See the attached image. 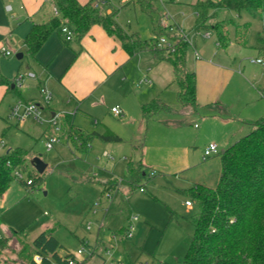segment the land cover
Segmentation results:
<instances>
[{
	"label": "rangeland",
	"instance_id": "obj_1",
	"mask_svg": "<svg viewBox=\"0 0 264 264\" xmlns=\"http://www.w3.org/2000/svg\"><path fill=\"white\" fill-rule=\"evenodd\" d=\"M2 1L0 51L7 50L11 55L6 57L0 52V79L9 83L8 90L7 86L0 85V156L16 148L26 151L22 178L28 180L40 176L42 181L29 187L15 180L7 190L4 209L0 213V240L6 244L0 250V264H27V255L31 253L28 243L45 230L52 231L53 237L61 245L58 250L60 253L73 254L81 264H101L109 258L122 264H183L193 233L191 220L197 212L194 203L191 202V207L186 205L189 187L174 175L154 173L149 169L140 182L143 191L140 188L131 191L125 184L127 163L141 159V146L145 149L149 141L162 139L161 130L167 133L165 137L169 140L171 137L176 140L182 135V140L187 138L191 141L196 132L193 125L200 123L199 114H181L192 110V106L177 103L178 87L172 82L174 73L171 63L167 59L154 57L150 49H143L138 53L139 57L136 55L130 61V71L126 74L121 72L115 77L124 83V88H119L115 83L110 87H102L99 93L104 95L106 105L87 112L78 111L73 117V124L92 136L87 147V143L83 144L81 133L74 131L69 134L66 131L64 113L74 111L66 104L62 103L56 110L60 111L59 132H55L47 122L38 123L30 118L18 120L11 116L12 106L22 97L39 103L47 121L53 102L51 95L50 104H44L42 90L51 94L44 84L46 75L24 45L30 21L22 18L21 4L31 0ZM174 1L177 3L171 4L170 0H145L141 9L133 0H106L98 9L103 15H114L121 27L120 34L126 37L134 35L141 42L165 35L178 43L185 36L201 59L194 60L193 48L188 45L185 70H198L196 80L203 86L205 97L210 95L211 90L217 92L228 76L224 71L211 73L208 67H204L205 63L221 69H231L240 64L244 76L242 79L246 83L237 73L221 99H227L233 109L238 108L242 115H247L252 121L263 119L264 99L258 90L264 91V70L250 63V59L262 57L259 47L264 41V23L260 21L258 13L251 9H242L239 13L219 12L218 19L226 21L222 27L229 32V43L219 46L214 31H208V36L205 31H194L196 0ZM163 12L170 17L169 21H161ZM15 18L19 20L18 23H15ZM171 21L180 24L185 32ZM168 23L172 31L164 26ZM244 24L248 27L245 34L242 29ZM115 37L118 41L119 37ZM131 40L125 39L126 42ZM146 44L150 46L152 42ZM239 44L245 45L244 48L238 49ZM16 54H22V58L17 59ZM165 74L169 77L164 81ZM19 77L21 88L11 89ZM144 79L151 80V83L153 81L157 89L155 99L171 109L169 112L151 114L160 116L158 119L161 122L157 125L147 121L142 114V107L137 106L136 95L151 85ZM254 95L257 97L254 106L244 108L243 104L253 101L250 97ZM119 100L128 110L124 118H117L110 112L111 106ZM210 112V109H205L201 114L208 116ZM180 122L186 126L181 132L175 129ZM206 128L216 129L213 123ZM106 130L119 136L120 141L104 142L92 135ZM50 135L55 136L58 142L47 150L45 143ZM85 146V150H80ZM189 151H192V146ZM104 153L111 159L105 157ZM34 158L46 164L43 173H38L31 164ZM103 186L107 190L103 191ZM133 216H137L138 220L134 222L132 236H116V231L121 226H128ZM11 231L19 234L13 236ZM22 244L28 249L20 257ZM79 250L82 253L77 255ZM107 251L110 256L106 254Z\"/></svg>",
	"mask_w": 264,
	"mask_h": 264
},
{
	"label": "trees",
	"instance_id": "obj_2",
	"mask_svg": "<svg viewBox=\"0 0 264 264\" xmlns=\"http://www.w3.org/2000/svg\"><path fill=\"white\" fill-rule=\"evenodd\" d=\"M57 12L46 23L34 24L24 38L28 54L36 58L37 52L50 35L67 24L73 31V38L80 41L93 26H100L105 33L116 39L119 37L123 50L129 57L143 49H150L154 56L167 59L173 68L174 79L178 91L177 103L181 106H196V78L193 72L185 70V58L188 43L181 38L175 43L173 51L156 47V39L142 41L134 35L120 34L121 27L116 23L114 15H103L93 2L80 4L78 0H50ZM143 8V1L133 0ZM151 1V0H149ZM197 16L194 22L196 31H214L219 46H226L228 30L222 25L226 21L218 19L219 12H236L251 9L258 13L264 23V0H198L195 4ZM244 34L247 27L242 25ZM60 32V31H59ZM136 34V33H135ZM138 35V34H137ZM239 36V35H238ZM132 38L130 42L125 39ZM152 44L149 46L146 43ZM259 47L264 58V41ZM0 85L8 88V81L0 79ZM11 89L15 87L12 85ZM171 109L159 102L151 100L142 106V114L148 121L157 112H169ZM66 131L81 133L83 144L87 147L92 138L90 134L78 129L71 117L65 116ZM104 142H117L120 137L106 130L103 133H93ZM82 147L80 150L87 148ZM76 149L77 146H75ZM79 150V149H78ZM27 152L16 148L8 150L0 156V198L7 192L11 184L17 180L22 185L34 187L42 181V177L19 179L17 174L25 168ZM221 171L214 188L194 185L186 191L189 202L197 207V212L191 224L193 233L185 253L183 264H264V118L255 121L252 129L233 145L220 153ZM145 165L141 160L129 161L126 166V186L129 190L143 187L140 185L146 175ZM30 181V183H28ZM103 186V191H105ZM126 227L119 228L116 236L124 235ZM12 235L18 232L11 231ZM30 255L27 264H81L71 253L60 254L61 245L53 237L51 230L40 232L28 243ZM23 247L19 256H24L28 246ZM6 246L0 240V250ZM40 261L36 263L34 257Z\"/></svg>",
	"mask_w": 264,
	"mask_h": 264
},
{
	"label": "crops",
	"instance_id": "obj_3",
	"mask_svg": "<svg viewBox=\"0 0 264 264\" xmlns=\"http://www.w3.org/2000/svg\"><path fill=\"white\" fill-rule=\"evenodd\" d=\"M93 1L78 0L80 4ZM197 1L194 2V6ZM24 2L25 4H21V15L22 18L30 21L27 33L34 24L46 23L54 16L55 8L50 0H31L30 2ZM170 3L174 4L177 2L170 0ZM1 4L3 6L2 0H0V6ZM162 6L164 5L162 4ZM7 9L9 10L10 8L8 7ZM195 19L193 21V29ZM18 22L19 20L15 18V23ZM171 23L179 25L183 29L177 22L171 21ZM244 25L247 27L246 24ZM183 31L185 32L184 29ZM194 31L196 32L195 29ZM71 41L72 44H70ZM71 41L66 42L59 31L55 34L52 33L37 52L35 60L46 75L44 84L45 87L47 86L49 88L52 95L51 102H53V105L50 108L51 115H58L60 111L58 112L56 110L63 103L70 108H74L73 112L64 113L73 119V117H76L78 111L87 112L93 108L106 105L107 101L104 95L101 92L99 93L102 87H110L117 84L119 88H124V83H120L115 77L121 72L126 74L130 71L128 65L138 53L129 57L123 50L120 42L108 36L100 26H93L88 34L80 41H76L74 38ZM190 46L193 48L194 60H201L200 57L199 59L195 58L194 52H196V48L194 45ZM244 46L243 44H239L238 49H243ZM204 67H208L211 73L217 72L215 74L224 71L228 76H226L227 79L224 85L219 86L217 92L211 90L210 95L207 97L204 96L203 86L199 85L196 80L197 104L191 107L192 110L181 112V114H185L186 116L192 112L200 115V123L193 125L196 132L192 135L191 141L187 138L182 140V135L181 137H177L176 140L173 137L169 140L165 137L167 133L161 130L162 139H158L156 142L149 141L147 147L144 149L141 146L140 150V160L145 165L146 170L149 169L154 173L157 171V173L163 175H174L177 180L183 182L189 188L194 185L214 188L221 171L220 153L246 135L252 129V125L255 122L247 115H242L238 111V108L233 109V106L227 99H221L222 94L232 78L237 77V73L241 76L240 79L244 78L241 65L238 64L237 67L231 69H221L220 67L205 63ZM190 72L195 74V78L197 77V69ZM167 77H169L168 74H165L162 80L165 81ZM120 79L122 81V77ZM146 81V83H150L151 85L149 84L150 86L136 95L138 108L155 99L154 95H156L157 89L154 87L153 81L152 83L151 80L149 82L146 79ZM242 81L244 82L243 79ZM258 93L264 99V91L258 90ZM20 100L33 102L31 100H24L22 97ZM250 100L253 101L243 104L245 106L244 108L254 106L257 97L255 95L254 97L251 96ZM114 106H118L121 109L122 118H124V115L125 117L128 115V110L123 101H116L111 108ZM205 109H210V115L206 116V114H201ZM61 113L63 112L61 111ZM166 116H172V114H167ZM158 117L160 116H152L148 121H152V123L157 125L156 123L161 122ZM211 123L215 125L216 129L207 130L206 126ZM175 129L181 132L186 129V126L180 122ZM210 143L217 145L218 153L204 158L203 151ZM191 146L192 151L190 152L189 149ZM6 194L7 192L0 198V213L4 209L3 201L6 198ZM122 227L125 226H121L120 228ZM6 231L8 232V230Z\"/></svg>",
	"mask_w": 264,
	"mask_h": 264
},
{
	"label": "built area",
	"instance_id": "obj_4",
	"mask_svg": "<svg viewBox=\"0 0 264 264\" xmlns=\"http://www.w3.org/2000/svg\"><path fill=\"white\" fill-rule=\"evenodd\" d=\"M103 2H106V0H94L93 1V7L98 8L99 5ZM164 13V12H163ZM54 15H57L56 10H54ZM170 17L168 16L167 13H164L162 15V22H166L169 21ZM171 24H165L164 26L169 27V30L172 31V26L170 28ZM60 33L62 34L64 40L66 42L71 41L73 39V31L72 29L67 25L64 24L60 27ZM206 36H208V32L205 33ZM182 38L188 43L189 41L187 40V38L185 36H182ZM156 47L159 49H167L168 51H173L174 47H175V42L171 41L168 37H166L165 35L163 36H159L156 41ZM192 45L190 42L188 43V45ZM4 56L8 57L10 56V52L4 49H1L0 51ZM195 54V58L199 59V56L197 54V52H194ZM250 63L254 64V65H259L263 70H264V58L262 57H258V58H252L250 59ZM32 76V75H31ZM145 82L146 79L144 80ZM15 88H21L22 86V82H21V78H17L14 81V85ZM42 97H43V102L46 106H48L50 104V100H51V94L49 92H47L46 90H42ZM111 113L113 116L119 118L122 116V111L118 106H114L111 108ZM11 116L17 118L18 120H24L27 118H30L38 123H42V122H47L48 124H50L55 132H59L61 131V127H60V122H59V116L58 115H51L47 121L46 119L43 117L42 115V108L40 107L39 103H35V102H26V101H22V100H18L14 106H12L11 108ZM58 139L55 136H50V138L46 141L45 143V147L47 150L52 149L53 144L57 143ZM218 153V149H217V145L215 143H210L208 144L204 151H203V157L207 158L210 157L212 155H215ZM105 157H108V159H111L110 156H108L107 153L103 154ZM18 178H22L21 174H17ZM28 183H30V181H28ZM144 188L140 187V191H143ZM186 205L187 206H191V202L186 201ZM138 220L137 216H133L129 222H128V226H126L125 229V236L127 237H131L132 233L134 231V222H136ZM82 253V251H78L77 255H80ZM107 255L110 256V252L107 251L106 252ZM74 258L76 259V256H74ZM34 260L36 263H39L40 259L35 256ZM69 264H74V260L70 261ZM102 264H122L120 261H114L112 259H107V260H103Z\"/></svg>",
	"mask_w": 264,
	"mask_h": 264
},
{
	"label": "water",
	"instance_id": "obj_5",
	"mask_svg": "<svg viewBox=\"0 0 264 264\" xmlns=\"http://www.w3.org/2000/svg\"><path fill=\"white\" fill-rule=\"evenodd\" d=\"M17 59L22 58V54H16ZM31 164L34 166L35 170L38 173H43L44 170L46 169V164H44L42 161H40L38 158H34L31 160Z\"/></svg>",
	"mask_w": 264,
	"mask_h": 264
}]
</instances>
